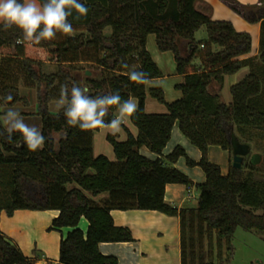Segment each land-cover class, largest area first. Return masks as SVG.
<instances>
[{
	"label": "trees",
	"instance_id": "trees-1",
	"mask_svg": "<svg viewBox=\"0 0 264 264\" xmlns=\"http://www.w3.org/2000/svg\"><path fill=\"white\" fill-rule=\"evenodd\" d=\"M197 1L82 0L89 12L86 17L76 19L74 13L69 18L75 35L58 33L54 40L40 43L23 39L15 27L4 30L0 25V106L20 100L18 77L25 86H35L40 130L46 137L43 149L31 152L19 133L11 141L6 133L0 136V210L7 215L15 209L58 210L48 228H71L60 238L59 264H118L115 256L98 249L100 242L133 240L127 227L114 225L113 209L157 210L178 216L181 264H216L214 260L222 256V241L229 251L236 227L261 232L264 237L262 162L252 165L247 156L240 169L229 165L222 174L207 158L210 144L227 150L231 157V132L264 155V108L259 106L264 91V0L258 5L232 6L246 21H261L259 54L246 58L240 57L250 52L249 33L235 30L229 21L211 19L209 8H196ZM201 27L206 38L195 40L194 33ZM148 34H154L160 51L172 52L176 72L182 76L175 84L181 97L171 102L164 100L161 88L149 89L150 96L165 105L164 113L144 111L145 85L131 82L127 69L121 67L123 61L149 78L162 75L145 47ZM46 56L56 64L54 72L43 71ZM245 65L249 73L230 86V102L220 101L218 90L224 76ZM86 69L90 75L84 73ZM64 83L69 89L72 84L87 86L94 96L118 91L124 99H136L138 111L130 119L136 134L125 128L123 140L106 135L114 159L93 154L96 130L82 132L67 125L62 110L48 111L47 103L59 98ZM9 95L12 100L4 103L2 98ZM174 122L200 150L199 160L189 159L180 145L162 155ZM141 146L157 157L142 155ZM180 156L205 175L195 183L199 192L195 208L178 209L164 201L166 184H192L172 166ZM101 193L105 198H91ZM80 217L88 222L85 232L78 227ZM213 242L215 254L211 253ZM0 264H32L1 231Z\"/></svg>",
	"mask_w": 264,
	"mask_h": 264
},
{
	"label": "crops",
	"instance_id": "crops-1",
	"mask_svg": "<svg viewBox=\"0 0 264 264\" xmlns=\"http://www.w3.org/2000/svg\"><path fill=\"white\" fill-rule=\"evenodd\" d=\"M259 2L260 0H198L195 6L200 10H204V8L208 7L211 19L229 21L235 30L248 31L250 33V52L240 57L246 58L257 57L259 54L261 21L253 23L246 21L236 13L232 6L234 4L252 6L258 5ZM149 35L150 34L146 36L145 47L163 76H165L168 72L165 71L163 65H169L170 62H173V55H168L165 51H160L158 48H154L152 43L154 44L155 36L151 34L154 36L153 40V37H150ZM148 44L150 45L148 46ZM195 63H197V60ZM44 68H49L50 72H53V70L56 69V64L53 61L50 62L45 60L42 65V69ZM248 73L249 67L245 65L239 68L236 72L225 75L222 87L218 90L220 101L229 103L231 100L229 92L230 86ZM174 74L177 76L175 78L176 83H179L182 80V76L179 75L176 70H174ZM158 79V77L150 78V85H145L146 96H150L149 89L159 86L162 87L160 84H157ZM146 96L144 100L145 112L164 113L167 111L165 105L162 103L157 105L151 103V101L148 102L149 108H146ZM180 97V90L169 91L167 101L171 102ZM155 101L157 100L155 99ZM130 124L127 123L123 126L122 131L116 135L118 139H125V128L133 135L136 134V127ZM96 134L99 136L102 134L104 139H106L108 133L106 130H96L93 132L92 152L94 155L98 154V150L96 149L100 147V144L96 142ZM173 137L175 139H173ZM176 145H180L184 149L186 156L189 159L193 161L200 159V150L181 133L177 122H174L170 130V137L162 149V155L171 152ZM139 152L150 159L157 157L155 153L151 152L145 146H141ZM107 157L112 159L109 154H107ZM207 158L209 161L216 163L219 166L222 174L227 173L231 162V157L227 150L222 149L218 145L210 144L207 147ZM261 162L264 164V155H262ZM172 166L187 175L192 180V184H166L164 188V201L178 209L195 208L199 193L195 183L204 180V172L197 165H188L184 156H180ZM85 193L89 195L88 192ZM105 196V193H101L91 198L95 201H99L105 198ZM57 214L58 210L56 209H15L11 215H7L5 210L2 209L0 210V231L18 245L22 253L31 260L32 264H59V241L60 238L71 228L60 227L49 229L48 227L50 226L52 219L56 217ZM110 215L114 225L124 226L130 230L133 240L100 242L98 244V249L101 253L115 256L118 260V264H181L178 216H170L157 210L145 209H113L110 211ZM87 225V220L84 217H80L78 227L85 232Z\"/></svg>",
	"mask_w": 264,
	"mask_h": 264
},
{
	"label": "clouds",
	"instance_id": "clouds-1",
	"mask_svg": "<svg viewBox=\"0 0 264 264\" xmlns=\"http://www.w3.org/2000/svg\"><path fill=\"white\" fill-rule=\"evenodd\" d=\"M89 9L82 0H0V25L4 30L17 28L23 39L40 43L51 41L57 34L75 35V28L69 19L76 14V19L86 17ZM127 69L128 79L137 85H150L148 73L121 62ZM4 103L12 100V96L2 98ZM55 107L62 110L66 123L82 132L106 130L108 134L118 135L138 111V104L133 98L124 99L120 93L110 92L104 95H91L87 86L67 83L60 86L59 98ZM115 109V114L112 110ZM3 131L7 140L11 141L15 133L22 137L23 144L31 152L43 149L46 137L36 125L25 122L21 113L14 108H7L0 116ZM20 145L17 144V147Z\"/></svg>",
	"mask_w": 264,
	"mask_h": 264
},
{
	"label": "rangeland",
	"instance_id": "rangeland-1",
	"mask_svg": "<svg viewBox=\"0 0 264 264\" xmlns=\"http://www.w3.org/2000/svg\"><path fill=\"white\" fill-rule=\"evenodd\" d=\"M237 14L240 15L239 13H237ZM245 32L249 33L248 31H245ZM153 35L150 34L149 36L153 37V40H154ZM249 35H250V33H249ZM194 38H195V40L206 38L205 29L203 27L199 28L194 33ZM250 38H251V35H250ZM155 43L156 42L154 41V44L152 43V45L154 48L157 49ZM149 45L150 44H148V46ZM157 51H159V50H157ZM165 52L168 55H173V54H171L172 53L171 51H165ZM46 59H47L46 61L51 62V60H48L47 56H46ZM173 59H174V56H173ZM193 62H196L195 58L193 59ZM260 65L263 66V64H260ZM163 66L165 68V71L168 73L165 74V76H163V74H162L160 77H158L159 79L157 80V84H160L162 86V87H160V86L159 87L163 91L164 100L167 101V96H168L169 91H176L177 90V88H175V85H174L176 83L175 78L177 77L174 74V70H176L175 60H173V62H170L169 65H163ZM55 70H53V72ZM169 70H171V71H169ZM43 71L44 72H50V69L44 68ZM261 80H262V83L264 86V79H263L262 75H261ZM15 84L18 87L19 95L21 98H20V100H18L17 102H15L12 105L0 106V116H2V113L7 108L11 107V108L18 110L21 113V115L23 116L26 123H28L30 125H36L40 129L41 128V116H40L39 112L37 111L38 107H37L36 87L35 86L34 87L33 86H31V87L25 86L24 81L21 77L17 78V80L15 81ZM262 93H264L263 90L261 92V95L259 96V98H260L259 106L260 107L262 106V108H264V103H263L264 96ZM133 99L136 100L135 98H133ZM149 101H151V103H155L157 105L160 103L158 101H155V99H153V97L147 95L146 96V102H147L146 108H149V104H148ZM167 102H169V101H167ZM55 103H56V100H52V101L47 103V108H48V111L50 113H56L58 111L55 107ZM130 123L131 122H128V124H130ZM0 124L3 127L2 120H0ZM130 125H133V124H130ZM96 135H97L96 136V142L98 144H100V147H98L96 149V150H98V154H104L105 156H107V154H109V156H111L112 159H114V155H113V151H112V147H111L110 143L106 139H104L102 134L100 135L101 137L98 134H96ZM115 137L117 140H121V139H118L117 136H115ZM173 139H175V138L173 137ZM251 151H254L253 147L251 148ZM259 172L264 173V164L263 163H261V165H259ZM69 186H71V184H69ZM222 242H223V243H221L222 256H221L220 260H214L216 262V264H264V237H263V234L261 232L254 231V230L246 231L240 227H236L234 232H233L229 251H227V249H226V247H227L226 242H224V241H222ZM213 243L214 244H212L211 253L215 254L216 245H215V242H213ZM202 250L204 252L207 251V245H206L205 241H203V243H202ZM223 255H224V258H223Z\"/></svg>",
	"mask_w": 264,
	"mask_h": 264
},
{
	"label": "water",
	"instance_id": "water-1",
	"mask_svg": "<svg viewBox=\"0 0 264 264\" xmlns=\"http://www.w3.org/2000/svg\"><path fill=\"white\" fill-rule=\"evenodd\" d=\"M86 75H90L91 71L84 70ZM230 144H231V162L230 165L233 168L240 169L242 167V162L244 157L248 156V161L252 165H257L261 162L262 154L257 151H251V147L248 143L241 142L237 139L236 135L231 132L230 134Z\"/></svg>",
	"mask_w": 264,
	"mask_h": 264
}]
</instances>
